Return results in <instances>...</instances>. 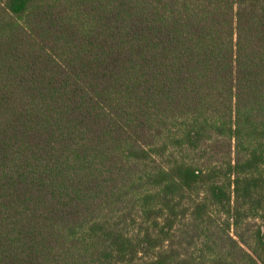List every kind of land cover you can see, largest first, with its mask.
I'll list each match as a JSON object with an SVG mask.
<instances>
[{"label": "trees", "instance_id": "1", "mask_svg": "<svg viewBox=\"0 0 264 264\" xmlns=\"http://www.w3.org/2000/svg\"><path fill=\"white\" fill-rule=\"evenodd\" d=\"M0 264H264V0H0Z\"/></svg>", "mask_w": 264, "mask_h": 264}]
</instances>
